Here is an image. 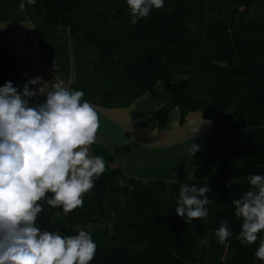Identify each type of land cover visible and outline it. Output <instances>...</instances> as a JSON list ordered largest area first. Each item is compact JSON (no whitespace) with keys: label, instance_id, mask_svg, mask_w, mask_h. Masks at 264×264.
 Returning a JSON list of instances; mask_svg holds the SVG:
<instances>
[{"label":"trees","instance_id":"1","mask_svg":"<svg viewBox=\"0 0 264 264\" xmlns=\"http://www.w3.org/2000/svg\"><path fill=\"white\" fill-rule=\"evenodd\" d=\"M34 6L46 25L67 27L98 48L94 73L107 104L136 100L161 81L170 99L154 113L161 126L173 107L182 122L199 111L213 125L200 139L206 161L183 182L126 177L118 156L94 145L106 170L83 206L65 213L45 198L36 226L61 236L90 233L97 245L90 264H264L254 256L259 240L249 246L237 239L241 220L231 203L251 188L250 175H264V0H165L136 24L126 0ZM24 59L0 47V84L22 78ZM184 182L211 188L206 218L186 224L176 214ZM225 220L233 235L220 245L214 230Z\"/></svg>","mask_w":264,"mask_h":264},{"label":"clouds","instance_id":"2","mask_svg":"<svg viewBox=\"0 0 264 264\" xmlns=\"http://www.w3.org/2000/svg\"><path fill=\"white\" fill-rule=\"evenodd\" d=\"M131 23L147 19L152 10L164 7L165 0H126ZM22 90L7 81L0 86V264H90L97 245L90 233L74 236L36 226L38 203L47 198L53 208L65 213L83 206L82 197L95 186L106 170L101 156H90L95 143L99 116L93 104L84 100L82 90H74L56 78L51 88ZM38 96L43 102L32 103ZM199 128L196 130L198 131ZM195 131V132H196ZM195 132L193 134H195ZM200 146L191 143L194 156ZM251 188L232 200L234 215L241 220L237 239L253 245L256 259L264 262V175L248 177ZM207 183L179 185L176 214L187 223L209 215L213 201ZM49 194H54L49 196ZM233 235L228 221L214 230L216 242L228 243ZM207 234L200 243L208 244Z\"/></svg>","mask_w":264,"mask_h":264},{"label":"crops","instance_id":"3","mask_svg":"<svg viewBox=\"0 0 264 264\" xmlns=\"http://www.w3.org/2000/svg\"><path fill=\"white\" fill-rule=\"evenodd\" d=\"M34 1L0 0V39L11 53L27 57V36L34 29L43 58L66 73L72 89L82 90L83 99L95 106L100 126L95 143L89 146V155L94 157V145L115 154L126 177L166 182L191 179L196 168L206 161L200 139L212 130V122L197 111L182 122L180 110L173 107L166 124L161 126L154 113L170 104L161 81L136 100L118 96L111 104L104 102L105 86L94 73L98 48L71 37L67 27L46 25ZM25 82L22 76L12 84L21 90ZM192 142L200 146L194 156L189 151Z\"/></svg>","mask_w":264,"mask_h":264},{"label":"built area","instance_id":"4","mask_svg":"<svg viewBox=\"0 0 264 264\" xmlns=\"http://www.w3.org/2000/svg\"><path fill=\"white\" fill-rule=\"evenodd\" d=\"M27 44L29 54L24 59L26 67L22 76L26 78V82L36 78H39L40 81L36 84H29L31 90L43 87V82H46V86L51 88V85L56 78L62 80L65 83V86L72 88L66 73L43 58L40 41L34 29L31 30L27 36ZM44 99L45 97L38 96L32 103L43 102Z\"/></svg>","mask_w":264,"mask_h":264},{"label":"rangeland","instance_id":"5","mask_svg":"<svg viewBox=\"0 0 264 264\" xmlns=\"http://www.w3.org/2000/svg\"><path fill=\"white\" fill-rule=\"evenodd\" d=\"M2 39H0V47H5V43L3 41H1ZM197 113L200 115L201 112L197 111ZM209 121V120H208ZM210 122V121H209Z\"/></svg>","mask_w":264,"mask_h":264},{"label":"water","instance_id":"6","mask_svg":"<svg viewBox=\"0 0 264 264\" xmlns=\"http://www.w3.org/2000/svg\"><path fill=\"white\" fill-rule=\"evenodd\" d=\"M101 228L107 231L108 228H109V225L108 224H105V225L101 226Z\"/></svg>","mask_w":264,"mask_h":264}]
</instances>
